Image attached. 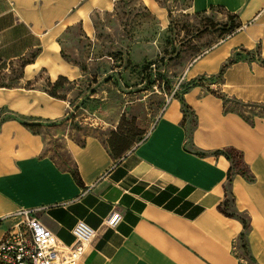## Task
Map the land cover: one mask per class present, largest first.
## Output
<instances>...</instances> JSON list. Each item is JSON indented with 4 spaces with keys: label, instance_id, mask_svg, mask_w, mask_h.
<instances>
[{
    "label": "crops",
    "instance_id": "obj_1",
    "mask_svg": "<svg viewBox=\"0 0 264 264\" xmlns=\"http://www.w3.org/2000/svg\"><path fill=\"white\" fill-rule=\"evenodd\" d=\"M103 1L0 0V57L18 59L43 45L22 82L45 67L51 71L46 63L31 75L27 69L46 46L56 47L52 30L60 28L58 35L86 22ZM189 1L192 14L219 9L235 16L238 27L181 75L184 82L204 79L182 93L196 119L191 134L173 95L154 123L148 119V137L120 158L95 138L84 146L64 140L74 174L39 156L45 139L24 125L28 118L48 126L66 114L67 102L41 90L0 89V112L11 115L0 126V239L17 220L14 213L36 209L66 245L75 241L79 221L95 230L77 264H264V0ZM56 50L58 64L70 70ZM188 135L204 156L186 148ZM226 148L242 153L252 175L233 173L228 195L231 163L214 154ZM229 198L236 215L222 212ZM112 209L123 215L116 228L103 224ZM237 214L248 222L245 257L235 248L245 232Z\"/></svg>",
    "mask_w": 264,
    "mask_h": 264
},
{
    "label": "rangeland",
    "instance_id": "obj_2",
    "mask_svg": "<svg viewBox=\"0 0 264 264\" xmlns=\"http://www.w3.org/2000/svg\"><path fill=\"white\" fill-rule=\"evenodd\" d=\"M236 24L235 16L219 9L192 14L189 0H104L89 10L86 22L68 26L58 35L60 28L50 32L71 71L58 64L56 47L46 46L43 56L27 70L31 75L34 66L46 63L51 71L45 67L22 82L26 65L44 49L41 45L18 59L0 57V89L49 94L57 75L66 74L68 80L56 91L67 102L66 114L48 126H37L28 118L24 125L30 136L45 139L39 156H51L75 174L64 140L84 146L88 138H95L109 153L127 154L148 137V119L154 123L173 95L179 98L188 90L187 82L180 83L183 71L232 35ZM52 76L57 78L53 81ZM8 118L11 115L2 110L0 126ZM182 124L191 134L196 126L192 111L184 112ZM26 141L24 147L30 150L32 144L27 147ZM186 148L192 150L190 138ZM234 159L238 164L234 173L242 170L247 175L242 157ZM225 210L235 214L231 198ZM243 246L245 240L236 242L238 257L246 256Z\"/></svg>",
    "mask_w": 264,
    "mask_h": 264
},
{
    "label": "built area",
    "instance_id": "obj_3",
    "mask_svg": "<svg viewBox=\"0 0 264 264\" xmlns=\"http://www.w3.org/2000/svg\"><path fill=\"white\" fill-rule=\"evenodd\" d=\"M176 91L177 88L174 93ZM35 212L36 209H20L12 215L17 220L0 239V264H77L86 254L95 230L79 221L72 229L75 241L66 245L35 216ZM122 219V213L112 209L103 224L116 228Z\"/></svg>",
    "mask_w": 264,
    "mask_h": 264
},
{
    "label": "trees",
    "instance_id": "obj_4",
    "mask_svg": "<svg viewBox=\"0 0 264 264\" xmlns=\"http://www.w3.org/2000/svg\"><path fill=\"white\" fill-rule=\"evenodd\" d=\"M67 80L68 79L66 77L60 76L55 83H52L53 91L48 92L49 95L52 96V97L58 98V99H64L63 97L58 96L56 91L61 85H63V82L67 81ZM203 80H204L203 78H199L197 80L187 82V88L190 89L192 86H196L198 84H201L203 82ZM179 100H180V103L182 105L183 112H185L186 110H190V108L187 105V103L185 102L183 96L179 97ZM189 138H190V135H188V139ZM122 151L123 150H119V151L115 152V155L111 154V153H110V155H111L112 158L117 159V158L122 157L121 156L122 153H123ZM192 151L195 152L196 154L200 155V156H204L206 154V152L198 150V149L196 150L194 148H192ZM214 154L226 156V158L231 163V166H230V169H229V174H228V183L226 184V195H228L229 194V187L228 186H229V183H231L232 176H233V173H234V169L238 165L237 163H235V161H234L235 159L234 158L236 157V155H239L240 157H242V153L239 152L238 150L234 149V148H226V149H222V150H217ZM244 166L246 167V169L248 170L249 173L247 175H245V173H242V174L244 176H246L247 178L252 179V175H251V173L249 171L248 166L245 163H244ZM241 171L242 170H240L239 173H241ZM76 180H77L78 183L80 182L78 176H76ZM222 212H224L225 214H228L225 209H222ZM232 215H235V214L232 213L231 216ZM237 215L239 216L240 220L244 224L245 232H243L240 235V238H239L240 241H243V240H245V237H246V231L248 229V222H247L246 218H244L241 214H237ZM243 248H245V247L243 246ZM250 261L252 263L254 262V260L251 257H250Z\"/></svg>",
    "mask_w": 264,
    "mask_h": 264
}]
</instances>
